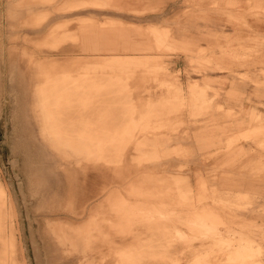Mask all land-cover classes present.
<instances>
[{
    "label": "rangeland",
    "instance_id": "374dc122",
    "mask_svg": "<svg viewBox=\"0 0 264 264\" xmlns=\"http://www.w3.org/2000/svg\"><path fill=\"white\" fill-rule=\"evenodd\" d=\"M0 264H264V0H0Z\"/></svg>",
    "mask_w": 264,
    "mask_h": 264
},
{
    "label": "crops",
    "instance_id": "0c3cea01",
    "mask_svg": "<svg viewBox=\"0 0 264 264\" xmlns=\"http://www.w3.org/2000/svg\"><path fill=\"white\" fill-rule=\"evenodd\" d=\"M116 26H111L104 29H99L94 26L92 23L91 26H88L82 30V33L75 37L74 39L80 41L82 45V50L87 53H94V54H108L106 56H111L115 58H122L119 52H146L152 49H155L156 45L159 47L161 46V39L163 37L164 40L168 38V32H163L158 27H153L152 32L156 36V45L150 43L149 41H133L130 37V30L121 28L120 26L115 28ZM137 31V30H136ZM158 34V35H157ZM174 44L171 42V45L176 47H181L186 51H191L193 47L196 45L193 39L188 40H175L173 41ZM113 54V55H109ZM126 59H135L133 55H124ZM105 57V56H104ZM57 66L54 64H49L45 66V70L51 73V75H59V74H72L69 66H64L59 73L56 70ZM230 95H236L233 90L230 91ZM199 139H204L203 146L204 147H211L213 142H208L205 136H201ZM207 140V141H206ZM220 145V144H219ZM157 198L162 200L164 204H168V199L163 197L157 196ZM172 201L171 199H169ZM206 211V210H205ZM203 212V211H202ZM208 212V211H206ZM212 212V211H209Z\"/></svg>",
    "mask_w": 264,
    "mask_h": 264
}]
</instances>
